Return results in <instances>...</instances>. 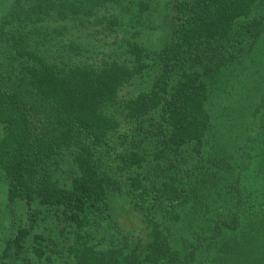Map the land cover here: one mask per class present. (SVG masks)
Returning a JSON list of instances; mask_svg holds the SVG:
<instances>
[{
  "label": "trees",
  "instance_id": "trees-1",
  "mask_svg": "<svg viewBox=\"0 0 264 264\" xmlns=\"http://www.w3.org/2000/svg\"><path fill=\"white\" fill-rule=\"evenodd\" d=\"M258 2L177 1L170 41L155 55L130 42L132 65L59 61L34 50L25 33L9 35L21 68L18 82L0 84V170L9 205L25 202L27 222L7 239L0 264H56V253H68L76 264H244L255 258L257 245L243 234L252 229L264 235V187L250 172L259 160L248 151L234 159L208 149L215 85L244 50L243 35L252 40L263 25L264 17L254 15ZM32 10L49 7L39 1ZM150 72L151 88L120 98L126 83ZM115 105L131 122L120 134L123 142L133 137L136 146L112 152V134L122 125ZM150 139L152 151L145 145ZM107 158L129 173L124 199L147 224L145 242L122 237L106 248L94 242L117 200L113 193L122 190ZM62 174L68 184L61 183ZM35 203L51 211L54 229H41L45 217Z\"/></svg>",
  "mask_w": 264,
  "mask_h": 264
},
{
  "label": "rangeland",
  "instance_id": "rangeland-1",
  "mask_svg": "<svg viewBox=\"0 0 264 264\" xmlns=\"http://www.w3.org/2000/svg\"><path fill=\"white\" fill-rule=\"evenodd\" d=\"M39 1L47 4V12L28 11ZM177 1L179 0H0V84L8 86L20 80V60L11 56L13 50L8 41L9 35L16 31L27 35V42L34 50L59 61L95 66H102L106 61H118L132 65L133 61L128 52L130 42H140L155 55L170 41L177 26L174 11ZM37 12L40 14H36ZM13 13L21 14L19 20H22V24L19 26L18 17L13 23L5 21L7 18L11 19ZM254 15L264 17V0H259ZM254 32L252 40L250 34L243 35L241 41L244 50L233 66L219 75L220 79L215 85V88L219 85V91L215 90L211 100L215 126L209 133L208 150L213 154L224 152L229 157H235L234 159L240 157L238 152L254 153L259 161L253 162L251 169L249 168L251 178L264 187V108L257 117L254 116L257 107L261 103L264 105V23L260 28H255ZM72 44L75 46L72 47ZM152 77L151 72L135 76L122 87L120 98L130 97L151 88ZM112 110L122 118V125L112 134L111 151L127 150L136 146L133 137L128 142H123L120 136L131 126V122L123 118L120 105L113 106ZM151 117V121L159 123L160 119ZM3 133L4 127L0 123V135ZM145 145L152 151L156 143L154 139H150ZM138 147L144 148L142 145ZM70 161L69 157L64 162L67 168L71 165ZM107 167L115 178L122 181V190L113 193L117 200L111 201L109 218L96 232L94 242L98 247L106 248L113 243H122V237L126 241H147L149 229L142 214L135 208L132 209L130 202L124 199L127 198L126 179L129 173L122 169L119 160L112 158H107ZM60 179L62 184H68L70 181L68 175L64 174ZM35 205L42 207L39 203ZM41 210L45 217L41 229H54L56 222L51 211L44 207ZM110 219L114 226H110ZM26 222L27 206L23 201L9 205L7 180L0 170V254L7 239L14 236L17 228ZM179 229L181 232L182 228ZM243 229L241 226V231ZM246 235H249V239L245 240L250 246L251 242H255L257 247L255 258L244 264H261L264 258V235L259 231L252 232V229H247L243 238ZM251 252L252 250L248 257ZM32 259L39 263L38 257L32 256ZM54 262L76 264L68 253L54 254ZM229 264L241 262L233 261Z\"/></svg>",
  "mask_w": 264,
  "mask_h": 264
}]
</instances>
